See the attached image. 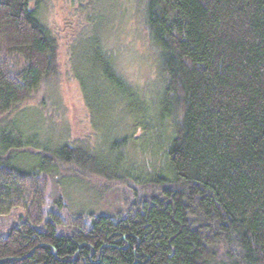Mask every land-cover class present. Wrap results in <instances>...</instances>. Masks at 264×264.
Returning a JSON list of instances; mask_svg holds the SVG:
<instances>
[{"label": "trees", "instance_id": "trees-1", "mask_svg": "<svg viewBox=\"0 0 264 264\" xmlns=\"http://www.w3.org/2000/svg\"><path fill=\"white\" fill-rule=\"evenodd\" d=\"M53 1L56 23L48 0H0V214L21 211L0 264H264V0H134L150 89L116 66L102 0H72L74 25ZM63 70L87 134H26L17 114L50 113ZM43 173L126 187L130 209L81 215L66 234L49 212L40 228L28 216Z\"/></svg>", "mask_w": 264, "mask_h": 264}, {"label": "rangeland", "instance_id": "rangeland-1", "mask_svg": "<svg viewBox=\"0 0 264 264\" xmlns=\"http://www.w3.org/2000/svg\"><path fill=\"white\" fill-rule=\"evenodd\" d=\"M48 1L50 4L49 14L56 23L58 19L57 3H54L53 0L52 2ZM102 1L104 3L100 7L109 16L105 21L103 33L107 35L106 43L117 55L116 66L133 85L148 88L155 82L157 76H155V68L150 60L151 55L147 49L145 35L136 26L133 11L134 0ZM63 2L65 3L61 6V8L65 6L63 22L66 25H74L73 21L77 17L75 10L78 7L72 4V0ZM100 3L101 0L96 4L100 5ZM99 11L95 7L93 12L95 18L100 20ZM86 38H81L77 42H80L78 51L85 44ZM58 85L59 99L56 105L52 104L55 108L51 109L50 113L42 111L34 104L27 105L17 114V125L26 134L32 131L39 132L44 127L56 125L55 122L66 125L72 134H87L89 130L87 112H85L83 101H81L76 80L71 73L69 75L63 70V76L58 81ZM46 132L49 134L50 129H47ZM31 162V159H19L18 168L28 169L32 165ZM38 180L41 190H43V203L40 209L33 207L29 211L28 219L41 228L49 212L57 213L62 222L57 227L58 233L66 234L73 230L71 226L73 220L81 215V219H87L90 213L93 215H124L130 209L129 206L133 199L131 191L121 185L105 189L78 178L64 177L58 181L55 175L47 173L39 175ZM19 216H21V211L18 209H13L7 214H0V235L6 234L12 225L17 224L20 221Z\"/></svg>", "mask_w": 264, "mask_h": 264}]
</instances>
